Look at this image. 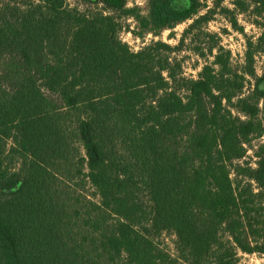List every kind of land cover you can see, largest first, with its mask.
Here are the masks:
<instances>
[{"label":"trees","instance_id":"trees-1","mask_svg":"<svg viewBox=\"0 0 264 264\" xmlns=\"http://www.w3.org/2000/svg\"><path fill=\"white\" fill-rule=\"evenodd\" d=\"M208 0H0V264H238L264 254V29L245 78L218 35L196 78L173 53L212 19ZM214 5L237 28L236 9ZM264 15V0H253ZM250 5V4H249ZM138 38L191 21L179 43ZM215 51V53H214ZM208 53V54H207ZM91 189L90 193L86 189ZM175 237L176 254L157 243Z\"/></svg>","mask_w":264,"mask_h":264},{"label":"rangeland","instance_id":"rangeland-1","mask_svg":"<svg viewBox=\"0 0 264 264\" xmlns=\"http://www.w3.org/2000/svg\"><path fill=\"white\" fill-rule=\"evenodd\" d=\"M72 4L75 0H69ZM174 6L186 7L188 0H168ZM234 0H222L221 6L227 7L229 9H236L232 3ZM240 3L248 5L246 11L236 10L235 18L237 19V28L233 27L229 18L223 15L220 11L221 7H216L214 5L215 0H208L207 7L201 8L200 14H205L208 9H214L212 13V19L206 25H202L189 33L185 40V46L182 50L173 53L181 60L183 71L187 77L196 78L201 67L206 61H212L213 57L206 55L200 57L201 48H206L207 44H213L211 37H208L205 31L216 33L218 35V42L226 50L231 53V64L232 66L241 72V76H244L245 82V92H248L254 84V77L248 75L245 69V52L247 50V42L249 40L255 41V39L261 34L264 29V15H260L255 11L253 7V0H238ZM127 5L138 6L141 13L145 16L149 14V0H126ZM250 4V5H249ZM191 21H186L178 24L173 29H167L162 31L158 35L147 34L144 38L136 37L132 31L136 29V22L132 18H124L123 25L124 28L120 32L121 39L127 43L130 48L134 51L141 49L143 46L150 44L154 41H163L172 46L179 43L182 37L183 31L188 27ZM215 53V51H214ZM208 54V53H207ZM253 68L257 76H262L264 74V53L262 51H257L254 53ZM261 88L264 87L262 83ZM259 114L261 129L258 133L252 135L250 142L245 144L247 152L243 161L248 162L252 167H256V162L258 160L257 151L259 145L264 141V100L259 103ZM90 193L92 190L86 189ZM175 237L172 233L164 232L157 238V243L168 253L174 256L176 254L175 250ZM238 264H264V254L262 253H244L238 251Z\"/></svg>","mask_w":264,"mask_h":264}]
</instances>
